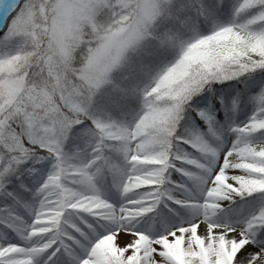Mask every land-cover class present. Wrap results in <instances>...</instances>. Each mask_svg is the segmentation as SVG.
<instances>
[{
    "label": "snow or ice",
    "instance_id": "6c2138e0",
    "mask_svg": "<svg viewBox=\"0 0 264 264\" xmlns=\"http://www.w3.org/2000/svg\"><path fill=\"white\" fill-rule=\"evenodd\" d=\"M0 264H264V0H0Z\"/></svg>",
    "mask_w": 264,
    "mask_h": 264
}]
</instances>
